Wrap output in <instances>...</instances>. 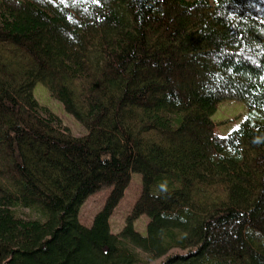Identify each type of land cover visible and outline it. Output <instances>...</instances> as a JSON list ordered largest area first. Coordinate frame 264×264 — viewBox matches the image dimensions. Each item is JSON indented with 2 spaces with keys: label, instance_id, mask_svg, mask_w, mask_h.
<instances>
[{
  "label": "trees",
  "instance_id": "1",
  "mask_svg": "<svg viewBox=\"0 0 264 264\" xmlns=\"http://www.w3.org/2000/svg\"><path fill=\"white\" fill-rule=\"evenodd\" d=\"M39 82L87 134L36 99ZM226 99L250 115L219 135ZM133 172L142 190L114 233ZM178 248L161 264H264V0H0V264H150Z\"/></svg>",
  "mask_w": 264,
  "mask_h": 264
},
{
  "label": "rangeland",
  "instance_id": "2",
  "mask_svg": "<svg viewBox=\"0 0 264 264\" xmlns=\"http://www.w3.org/2000/svg\"><path fill=\"white\" fill-rule=\"evenodd\" d=\"M214 1V0H211ZM34 95L39 102L56 113L62 120L64 126L69 127L72 135L83 136L88 133V129L79 123V121L69 112L66 111L63 103L54 98L47 86H43V83L39 82L35 85ZM250 110L248 104L243 100L226 99L218 103L216 112L212 115V119L215 121V132L219 135H227L235 128H238L249 117ZM142 175L137 172L132 173V179L129 186L125 191L124 197L113 210V214L110 218L111 229L114 233H118L128 222V217L135 206L138 196L142 190ZM112 186H105L97 192L91 194L86 201L81 205L79 209L78 218L83 225L91 226L94 222L96 214L103 209L106 204L107 197L112 191ZM25 214L29 217H39L38 212L32 211L29 208L23 209ZM150 222V216L148 214L141 215L134 223L135 228L143 235L148 233V224ZM141 250V249H140ZM142 251V250H141ZM183 253L181 249H173L167 255L154 259L150 264H161L166 259L177 253ZM143 254L145 252L142 251ZM146 255V254H145Z\"/></svg>",
  "mask_w": 264,
  "mask_h": 264
},
{
  "label": "water",
  "instance_id": "3",
  "mask_svg": "<svg viewBox=\"0 0 264 264\" xmlns=\"http://www.w3.org/2000/svg\"><path fill=\"white\" fill-rule=\"evenodd\" d=\"M11 261V257L3 262V264H9Z\"/></svg>",
  "mask_w": 264,
  "mask_h": 264
}]
</instances>
